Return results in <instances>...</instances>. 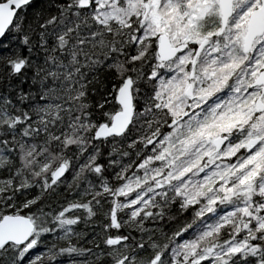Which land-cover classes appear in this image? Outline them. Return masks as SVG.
Instances as JSON below:
<instances>
[{
  "label": "snow or ice",
  "instance_id": "1",
  "mask_svg": "<svg viewBox=\"0 0 264 264\" xmlns=\"http://www.w3.org/2000/svg\"><path fill=\"white\" fill-rule=\"evenodd\" d=\"M0 264H264V0H0Z\"/></svg>",
  "mask_w": 264,
  "mask_h": 264
}]
</instances>
